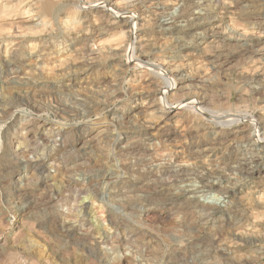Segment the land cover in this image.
I'll return each instance as SVG.
<instances>
[{
	"label": "rangeland",
	"instance_id": "1",
	"mask_svg": "<svg viewBox=\"0 0 264 264\" xmlns=\"http://www.w3.org/2000/svg\"><path fill=\"white\" fill-rule=\"evenodd\" d=\"M95 1L0 0V264H264V142L175 107L264 126V0H135L139 64Z\"/></svg>",
	"mask_w": 264,
	"mask_h": 264
},
{
	"label": "bare ground",
	"instance_id": "2",
	"mask_svg": "<svg viewBox=\"0 0 264 264\" xmlns=\"http://www.w3.org/2000/svg\"><path fill=\"white\" fill-rule=\"evenodd\" d=\"M131 1V0H130ZM141 1V0H140ZM76 2H77V4H86L87 2H88V0H76ZM218 2V1H217ZM93 3V2H92ZM135 4H136V1L134 0L132 3H128V4H126V5H124V6H118L117 5V3H115L114 4V0H96L93 4H91L90 6V8H89V10L88 11H85V13L87 12H93V11H101L102 13H108V14H110V15H113L114 16V21H113V23L114 24H123V25H125L127 28H128V30L126 31L127 33H128V49H127V52H128V54H129V58L132 60V61H136L138 64H139V62H147L148 63V60H144V59H146V58H144V59H142V58H140V57H137V55L135 54V53H137L136 52V46L137 45H135V42H136V40H137V37H138V20H140V17H139V15L137 14L138 12H135V10L132 8L133 6H135ZM207 4H209V3H207ZM211 4V3H210ZM88 5V4H87ZM117 5V6H116ZM216 5V4H215ZM137 6V5H136ZM135 6V7H136ZM187 6V5H186ZM183 7V6H182ZM219 7V6H218ZM82 8H84V6H82ZM185 8V7H184ZM199 8H200V6H199ZM217 8V7H216ZM85 10V9H84ZM168 10V9H167ZM181 10V9H180ZM186 10V9H185ZM171 11V10H170ZM187 11V10H186ZM165 12H167V11H165ZM172 14V13H171ZM184 14H186V13H184ZM33 15V14H32ZM86 15H88V14H86ZM104 15V14H103ZM107 15V14H106ZM162 15V14H161ZM168 15V14H167ZM176 15V14H175ZM112 16V17H113ZM163 16V15H162ZM88 17V16H87ZM174 17V16H173ZM188 17V16H187ZM86 17H84V19H85ZM166 18V17H165ZM170 18H172V16H170ZM179 18V17H178ZM183 18V17H182ZM184 19V18H183ZM172 20H175L174 18L172 19ZM179 20V19H178ZM182 20V19H181ZM87 21V20H86ZM85 22V21H84ZM88 22H89V20H88ZM92 22V21H91ZM112 22V21H111ZM174 22V21H173ZM172 23V22H171ZM180 23V22H179ZM165 24V23H164ZM174 24V23H173ZM90 25H92V24H90ZM141 25V24H140ZM166 25V24H165ZM175 25V24H174ZM182 25V24H181ZM124 26V27H125ZM168 26V25H167ZM172 28V27H171ZM175 28V27H174ZM90 29V28H89ZM96 29V28H95ZM141 29V28H140ZM180 29V28H179ZM178 29V30H179ZM170 30V29H169ZM177 30V29H176ZM92 32V31H91ZM172 33V32H171ZM174 33V32H173ZM177 33V32H176ZM100 34V33H99ZM185 35V34H184ZM242 35V34H241ZM231 37H232V35H230ZM234 36V35H233ZM240 36V35H239ZM239 36H238V38H239ZM91 37H93V36H91ZM142 37V36H141ZM140 37V38H141ZM179 37V36H178ZM182 37H183V35H182ZM247 37V36H246ZM242 38V37H241ZM90 39V38H89ZM247 39H248V37H247ZM48 41V40H47ZM48 43V42H47ZM240 44V43H239ZM242 44V43H241ZM240 44V45H241ZM244 44V43H243ZM246 44V43H245ZM140 46V45H139ZM40 47V46H39ZM242 47H244L243 45H242ZM138 48V47H137ZM44 49V48H43ZM39 51V50H38ZM44 51V50H43ZM46 51V50H45ZM141 51V50H140ZM40 52V51H39ZM262 52V51H261ZM264 52V51H263ZM45 53V52H44ZM38 54V53H37ZM40 54V53H39ZM42 54V53H41ZM140 54H142V53H140ZM143 54H144V52H143ZM42 56V55H41ZM128 56V55H127ZM147 56H148V54H147ZM262 57H263V55H261ZM152 58V57H151ZM261 58V57H260ZM260 60V59H259ZM263 60H264V57H263ZM262 61V60H261ZM159 62V61H158ZM163 62V61H162ZM161 63V62H160ZM160 63H154V62H152V63H149V64H151L152 66L153 65H155V67H157V68H159L158 70H157V75L164 81V83H165V88L164 89H162V90H160L159 91V100H160V103L162 104V108L164 107V110H166V109H170L171 110V107H173V105H170L171 103L168 101L169 99H168V95H169V93H170V91L171 90H174V89H176L177 87H178V83H177V80H176V78L174 77V75L173 74H171V70H169V65L167 66V64L165 65V66H163L164 64V62L162 63V64H160ZM172 63H173V60H172ZM140 64H143V63H140ZM264 65V61H263V63H262V65H260V66H263ZM147 67V66H146ZM150 67V66H149ZM263 68H264V66H263ZM13 69V68H12ZM153 70V69H152ZM156 70V69H155ZM258 70V69H257ZM259 71V70H258ZM17 72V71H16ZM264 72V71H263ZM263 72H262V74H263ZM256 74H257V72H256ZM261 74V73H260ZM262 77V76H261ZM262 78H264V76L262 77ZM250 80V79H249ZM256 80V79H255ZM258 80H261L262 81V79H258ZM264 81V80H263ZM263 84V83H262ZM253 86V85H252ZM258 88V87H257ZM155 99H157V101H158V98H155ZM195 100V99H194ZM156 100H155V102H157ZM159 102V101H158ZM154 104V103H153ZM175 107H177V108H179V109H190L191 110V112L193 111V112H195V113H198V112H201L204 116H206L208 119H210V120H212L213 121V123H215L216 125H218V126H220V127H222L223 125H231V124H235V125H239V124H243L245 121L247 122L248 121V123L252 126V134H253V136H254V138H255V141L256 142H258V143H263L264 142V126H263V124L261 123V122H259L257 119H255V118H253V116H246V117H242V115L241 116H238L236 113V115L235 114H232V113H224V112H222V113H218L219 112V110H218V112H216L215 110L214 111H209V109L207 110V108L205 109L203 106H201L200 105V102L198 101V100H195V101H192L191 103H185V102H182V101H180V102H178L177 103V106H175ZM158 109V108H157ZM159 109H161V108H159ZM211 110V109H210ZM157 111H159V110H157ZM185 111V110H184ZM232 112V111H231ZM153 113V112H152ZM157 113V112H156ZM244 116V115H243ZM255 117V116H254ZM248 119V120H247ZM262 121V120H261ZM44 122V123H43ZM42 123V125L43 126H46V125H50V122L48 121V120H45V121H43ZM233 126V125H232ZM250 126V127H251ZM32 127H35V126H32ZM38 127V126H37ZM54 127H56V125L54 126ZM49 128V127H48ZM244 128V127H243ZM18 129V128H17ZM57 129H59V128H57ZM242 129V128H241ZM245 129H246V126H245ZM248 129H250V128H248ZM19 130V129H18ZM32 130H33V128H32ZM32 130H28L27 132H25L24 134H23V137L25 138V139H32V137L34 136V134H32ZM56 130V129H55ZM33 131H36V130H33ZM249 131V130H248ZM38 132V131H37ZM51 132H53V131H51ZM41 134V137H44L43 136V134L42 133H40ZM124 135H126V134H124ZM39 136V135H38ZM37 136V137H38ZM40 137V138H41ZM45 138V137H44ZM34 139V138H33ZM128 139V138H127ZM30 140H29V142H30ZM45 140H46V138H45ZM43 141H44V139H43ZM42 141V142H43ZM48 141V140H47ZM37 142V141H36ZM38 143V142H37ZM47 143H49V142H47ZM34 144V143H33ZM126 144V143H125ZM30 145V144H29ZM37 145V144H36ZM46 145V144H45ZM44 146V145H43ZM42 146V147H43ZM113 146V145H112ZM126 147V146H125ZM33 148V147H32ZM35 149V150H34ZM34 149H31L30 147H23V152H24V155H25V153L26 152H30L31 150V153L32 154H34L35 153V151H36V147L34 148ZM21 150V149H20ZM19 151V150H18ZM42 151V150H41ZM37 152H39V150L37 151ZM251 152V151H250ZM15 153V152H14ZM17 154V153H16ZM27 154V153H26ZM37 154V153H36ZM253 154V153H252ZM242 156V155H241ZM253 156V155H252ZM264 157V156H263ZM242 158V157H241ZM262 159V158H261ZM252 160V159H251ZM263 160V159H262ZM260 162V161H259ZM252 163V162H251ZM241 165V164H240ZM258 167V166H257ZM259 167H260V165H259ZM256 169V167H253V169H251V170H255ZM245 171V170H244ZM164 193H165V191H164ZM163 194V193H162ZM166 196V195H165ZM188 196V195H187ZM165 198V197H164ZM172 199H174V195H170V201L172 200ZM162 200V199H161ZM169 201V200H168ZM174 201H175V199H174ZM189 206H194L193 207V209L194 208H199L198 210H199V215L200 216H202L203 217V219H204V217L205 216H208L209 214H210V210L211 209H209L208 207H204V205H202V206H199V205H201L199 202V200H198V198H195V197H191L190 198V200H189ZM191 206V207H192ZM186 207V206H185ZM188 208V207H187ZM214 209V208H213ZM187 210V212L189 211V208L188 209H186ZM185 210V211H186ZM193 211V210H192ZM195 211V210H194ZM197 211V210H196ZM195 211V212H196ZM198 212V211H197ZM213 212V211H212ZM186 213V212H185ZM191 213V212H190ZM185 216V215H184ZM191 216V215H190ZM239 216V215H238ZM181 218H183V217H181ZM188 218V217H187ZM193 218H194V216H193ZM198 218V217H197ZM235 218V217H234ZM185 219V218H184ZM207 219H208V217H207ZM187 220H189V219H187ZM206 220V219H205ZM186 221V220H185ZM199 221V220H198ZM201 221V220H200ZM191 222V221H190ZM200 223V222H199ZM199 227V226H198ZM129 228V229H128ZM114 229H115V235L113 236L114 237V241L116 242V243H119V245L118 246H120V247H122L123 246V244L124 243H128L129 242V237H127V235H126V232L125 231H130V232H132V228L131 227H129V225H127V222H126V220L125 219H118L116 222H114ZM99 235L100 236H98L99 238H100V240L98 239H96V240H94L95 241V244L98 246L97 248H98V250H100V248H99V245L101 244V243H105V242H108L110 239H111V236H110V234H108V233H102L101 232V234L99 233ZM88 237L89 236H91V235H87ZM91 237H94V236H91ZM112 237V238H113ZM247 238V237H246ZM245 238H243L242 240H244ZM113 240V239H112ZM252 240V239H251ZM246 243H252V241H250V240H248V239H245L244 240ZM245 245V244H244ZM102 250V249H101ZM103 254V253H102ZM105 254V253H104ZM203 255V254H202ZM201 255V256H202ZM125 260H127V261H129L128 259H126L125 258Z\"/></svg>",
	"mask_w": 264,
	"mask_h": 264
}]
</instances>
